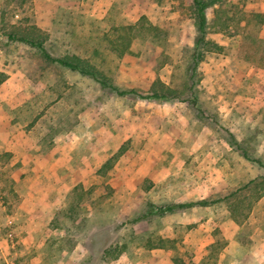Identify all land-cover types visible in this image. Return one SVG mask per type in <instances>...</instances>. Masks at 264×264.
Wrapping results in <instances>:
<instances>
[{
  "label": "rangeland",
  "instance_id": "obj_1",
  "mask_svg": "<svg viewBox=\"0 0 264 264\" xmlns=\"http://www.w3.org/2000/svg\"><path fill=\"white\" fill-rule=\"evenodd\" d=\"M194 8L0 0V264H264V68L239 49L246 13L264 0L209 7L208 37L224 49L192 72ZM31 25L53 57L88 58L143 94L158 78L183 100L119 95L8 37ZM198 200L210 204L157 212ZM160 237L165 247L147 245Z\"/></svg>",
  "mask_w": 264,
  "mask_h": 264
},
{
  "label": "trees",
  "instance_id": "obj_2",
  "mask_svg": "<svg viewBox=\"0 0 264 264\" xmlns=\"http://www.w3.org/2000/svg\"><path fill=\"white\" fill-rule=\"evenodd\" d=\"M19 4L25 3L27 0H14ZM217 0H193L194 3V25L196 27V35L194 38V44L191 53V61L189 69L194 72L199 61L202 60L204 54L206 52L212 51H223L224 46L219 44L217 41H214L208 37V28H209V20L206 14V11L209 7L214 6ZM222 8V6L220 7ZM222 10V9H221ZM222 14V13H221ZM145 17H141L140 20V28L144 30L145 33H149L154 35L155 37L159 36L161 29L159 26L153 25L151 23H145ZM264 23V12H256L250 11L246 13L245 22L242 25L244 29L241 45L239 47L242 58L253 63L258 67L264 68V39H262L259 35L262 24ZM131 27L130 29H132ZM38 28L34 25H31V28L25 33H15L10 32L8 37L15 40H20L25 42L31 46L39 49L46 59L56 62L66 68L71 70L78 71L79 73L89 76L96 80L102 87L109 88L113 90L119 95L126 94H135L139 97L158 100L161 98L164 99H172L178 98L183 100L176 92L177 90L165 84L160 79H155L149 89V91L145 94L139 92L135 88H121L116 85L111 77H109L102 70L98 69L95 64H93L88 58L81 57L76 54H67L59 57H53L48 52H46L43 39L41 35L37 33ZM120 44L123 46L122 52L131 53L132 44L135 40V36H122ZM188 69V70H189ZM5 78V74H2L0 78V82ZM191 103H196V99L194 97H190L188 99ZM231 143H234L231 141ZM124 146H121L118 151L109 157L98 169V172L105 173L112 166L118 155H120L124 151ZM246 157V153H244ZM210 202L207 200H198V201H189V202H179V203H171L168 205H163L157 207V212L159 214H165L167 212H174L176 210H182L186 208H191L193 206H205L209 205ZM147 215H141L138 218H144ZM147 245L150 248L154 247H165V239L160 237L154 242L152 239H147ZM122 250H118L115 256H117ZM108 252V249L105 250ZM175 264H182L175 261Z\"/></svg>",
  "mask_w": 264,
  "mask_h": 264
}]
</instances>
